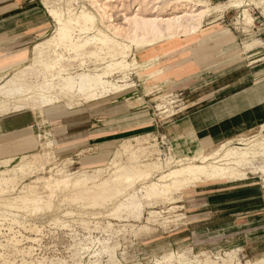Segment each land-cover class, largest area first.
Instances as JSON below:
<instances>
[{"label": "rangeland", "instance_id": "rangeland-1", "mask_svg": "<svg viewBox=\"0 0 264 264\" xmlns=\"http://www.w3.org/2000/svg\"><path fill=\"white\" fill-rule=\"evenodd\" d=\"M258 1L235 0L233 2L237 6L242 5L240 14H237L238 16L233 21L234 27L243 30L244 33H248L249 29L253 27V22L264 21V7L256 4ZM40 2L50 15L52 24L48 32L36 43L42 42L46 44V41L56 33L58 23L51 15L52 12L57 15L60 14L65 19L73 16V14H79L81 10L90 11L96 15L98 20L97 25L92 30L84 33L78 31L77 27L67 29L69 33H73L77 37L75 41L79 45H82L88 37L96 34L98 29L104 30L105 34L100 38H88V44L82 45L80 48L59 46V48L57 47V52L55 51L54 53L47 50L42 62H34V55L31 51L26 63L1 78L0 84L14 77L13 75L21 74L25 78L26 86L33 87L38 81L40 82L53 74H55V77L57 74L58 76H66L67 73L62 70L64 68L61 66L67 64L66 67L70 74H75L78 71L89 73L103 72V75L109 81V90L100 93L76 91L72 93L75 97L69 94L67 96L65 94L63 97L58 95L44 107L36 105L38 107L21 109L33 111L39 116V119H37L39 123L37 122L36 125L38 127L35 131L37 134L41 132L39 139H42L41 141H45L46 143L36 150L35 153L9 164L0 165V180L6 179L5 181H0V264H194L193 261L196 259V256H205L203 258L207 262L205 264H213L214 260L223 261V264H264V255L251 258L246 256L243 250L232 246L199 248L190 241L182 242L175 236L184 222L183 213L187 209L185 204L186 199L190 198L197 186L218 181L246 180L247 182V179L248 181L251 180L264 184V127L249 132L239 139L232 141V143L194 145L192 148H187L184 151L168 143L165 139L161 141L160 136L149 135L145 138L146 141H144L145 145L143 149H133V146H131L129 150L127 148V150L123 149L118 152L116 148L105 162L89 165L85 164L82 161L83 159L80 160L69 155H55L51 150L52 143L49 142L51 138L49 133L50 118L51 113L55 111L59 113L71 112L90 101L102 98L106 94L114 92L123 94L133 86V88L140 89V92L143 94L146 92L145 94L149 96L148 98L152 99L148 104L151 112L157 114V118L159 117L164 121L170 119L177 112L184 110L183 107L191 101V94L188 90L180 89L165 92L157 87H146V91L144 92V90H141L144 88L143 83H139L140 85L137 87L138 80H141L146 72L141 71L142 66H140V62L134 54L137 51L141 52L150 44H132L121 38H114L113 34L106 30L96 10L88 0H40ZM110 3L111 5H118L111 10V13L114 22L120 23L122 21V13L126 12L124 5L127 2L125 0H118V2ZM222 6L212 8L208 14L202 17L201 22L206 21L212 12H217L219 8H223ZM69 9L73 11L69 13ZM172 11L174 10L161 9L152 12L148 7L141 12V15L149 18L154 16L168 18L181 14L179 11ZM84 36L86 37L83 39ZM175 38H178V36L163 38L155 43ZM112 39H116L121 43L119 47H113L110 51L107 47ZM258 39V36L251 37L249 40H243L241 45L245 49L263 46L264 43ZM108 51L110 53L106 54ZM57 53L60 55L58 61L55 58V54ZM123 55L126 58L121 63ZM51 62H56L57 66H52L51 70L47 69L49 67H44L45 63ZM94 94H97V97ZM13 97L7 95L2 100L9 103L14 100ZM40 128L43 132L39 131ZM132 143L135 145L134 142ZM233 147H238L237 149L244 147L255 149L256 153L255 155H247V158L237 164V172L230 178L211 182H190L192 184L189 182H178L176 184L166 176V179L161 178L162 181H158V178L161 175H165V172H170L172 169L181 167L190 158L210 155L215 151L222 153L226 149H233ZM117 152L120 154L118 157ZM122 152H125L126 156ZM128 152L129 156L131 155L130 157H128ZM136 153L137 155L140 153V155L137 157ZM38 154L40 157L42 156V159ZM113 157H117L118 159L121 157L122 159L120 158L121 161L119 160L118 164L115 162L118 159L115 158L114 160ZM111 160H114L120 169L127 167L128 170L124 169L129 173L130 178L127 177L128 174L124 169H122V171H125L124 173L121 170L118 173L117 170L119 168ZM164 160L169 163L165 162L166 164H164ZM22 161H25L29 168L31 167L27 172L19 173L11 171ZM152 162L153 165L160 163V167L155 165L157 167L151 169L152 171L149 170V174H147L146 167L151 166ZM110 164L111 166L109 167ZM136 166L138 170L134 169ZM103 168H107L105 172ZM95 169H101V175L100 170ZM114 169L117 173L114 172ZM130 170L132 172L137 171L130 174ZM75 172L98 175L97 179L95 178L96 180L84 182L86 188L85 185L81 187L83 182L78 183L77 186L79 187L77 188L75 184H73L75 187L73 185L69 187L70 183L68 184L69 186L67 185L69 188L65 187L64 181L68 182L65 179L62 180V178H65L64 175ZM120 173H122V179L118 177ZM113 174H117L118 179ZM59 178L63 181L59 182H61V185L64 183L62 185H65L64 187L58 184L57 179ZM46 179L54 181L53 185L46 186L47 188L45 187V189L44 187L41 188L39 186L40 182ZM113 180H116L117 186ZM55 182H57L56 187L60 185L59 188H55ZM107 182H109L108 185ZM169 182L172 183L169 184ZM31 183H34L33 186ZM98 183L104 189L106 188V191L103 190L102 186H98ZM94 184H97L98 187H94ZM112 184L115 186L113 187ZM153 184L155 186L152 191ZM26 185L29 187H26ZM111 187L114 188L113 193L107 191L108 188L112 189ZM35 188L38 189L36 190ZM81 188L83 192L92 190V193L94 192L93 196L89 194V197L87 193H84L86 199L89 198V200H86L85 196L82 195L83 199L80 195ZM52 189L54 191H50ZM156 189L160 190L158 191L159 194H157ZM161 189H164V191ZM101 190L107 196L111 193L109 199L103 194V200L101 199ZM69 193L71 194L69 195ZM96 194H98L99 198ZM72 196H76L75 199L77 197L81 198L75 200L71 198ZM93 197L98 199L96 200ZM105 197L107 198L104 200ZM95 200L97 201L96 203L100 204H95ZM99 200L100 202H98ZM241 254L245 255L246 258L241 257ZM215 257L221 259L216 260Z\"/></svg>", "mask_w": 264, "mask_h": 264}, {"label": "crops", "instance_id": "crops-1", "mask_svg": "<svg viewBox=\"0 0 264 264\" xmlns=\"http://www.w3.org/2000/svg\"><path fill=\"white\" fill-rule=\"evenodd\" d=\"M207 1L224 6L196 31L134 54L146 72L137 87L143 83L144 92L146 87L188 90L191 101L184 110L163 121L151 112L152 99L140 89L131 86L123 94H106L71 112L51 113L53 153L89 165L105 162L120 142L137 136H160L184 151L232 142L264 127V44L252 49L241 45L257 36L264 43V21L253 22L244 33L233 26L242 5L233 4L235 0ZM51 24L40 0H0V80L26 63ZM37 119L30 110L0 113L1 166L46 143L35 131ZM237 181L197 186L186 199L178 240L199 248L232 246L251 258L264 255V184Z\"/></svg>", "mask_w": 264, "mask_h": 264}, {"label": "bare ground", "instance_id": "bare-ground-1", "mask_svg": "<svg viewBox=\"0 0 264 264\" xmlns=\"http://www.w3.org/2000/svg\"><path fill=\"white\" fill-rule=\"evenodd\" d=\"M88 1L91 3L93 8L96 10L97 15L99 16V18L103 22L106 30H108L111 34H113L114 38H121L122 40L129 42V43H132V44H147L148 43L150 45L161 40V39H163V38H169V37H174L177 35H187V34L193 33L194 31H196V29L201 24V20H202V17L204 15L208 14V12L212 8L221 6V3L218 5H211L207 0H125V2H127V4L124 5V10L126 12L122 13V16H121L122 21L120 23H115L113 15L111 13V10L113 8H116L118 5L117 6H115L114 4L111 5L110 2L114 3V2H118V0H110V2H109V0H88ZM256 4H259V6L262 5L264 7V0H259L258 2H256ZM262 6H260V7H262ZM148 7H149V9L152 10V12H156V10H161V9H163V10L172 9V10H174L172 12H178L179 11V12H181V14L175 15L173 17H168V18H163V17L160 18L158 16H154L152 18L143 17L141 15V12L146 10ZM72 11H73L72 9L68 10L69 13H71ZM51 15L56 19V21L58 23V28L56 30V33L54 35H52L50 37V39H48L46 41V44L40 42V43H37L34 45V47L32 49L34 59H35L34 62H42L44 59V54L47 53V50H50L51 52L54 53L59 48V46H65L66 48L71 47V48H75V49L80 48V47H82V45L85 46L86 44H88V42H87L88 38H91V39L97 38V37L100 38L105 34L104 30L98 29L96 34H94L91 37H88L82 45H79L75 41V39L77 37L75 35H73V33H69L67 31V29H69V28L71 29L72 27H77L78 31L84 32V33L87 32L88 30H92L97 25L98 20H97L96 15H94L90 11H86V10H81L79 14H77V15L73 14V16H69L67 19L63 18L60 14L57 15L54 12H52ZM85 37L86 36H84L83 39ZM120 43H121L120 41H118L116 39H112L110 44H108L107 48L110 49V51H111V49H113V47H119ZM110 51H108L106 54H109ZM59 56L60 55L58 53L55 54V58L57 61L59 60ZM125 58H126V56L123 55L122 60L120 62L122 63V61H125ZM57 64H59V63H57ZM54 65H56V62L45 63L44 67H46V68L49 67L47 69L51 70L50 68ZM66 65L67 64H65L64 66L63 65L61 66L64 68L62 70H64V72L67 73L66 76L65 75L64 76H58V74L56 73L57 74L56 77H55V74H53L48 78H44L40 82L38 81V83H36V85L34 84L33 87H31L29 85L26 86L25 78L21 74L16 75V76L13 75L14 77L10 78L9 80H7L3 84H0V113L8 112L11 110H18V109H22V108H33V107H38V106L44 107L45 105H48L53 99H55L56 96L60 95L63 97V95H65V94H66V96H67V94H69L70 96H74V95H72V93H74L76 91L77 92H88V93H100V92H104L106 90H109V85H108L109 81L103 75L104 74L103 72L100 73L101 72L100 71V72H96V73H89L86 71H84V72L78 71L75 74H70V73H68V69H67ZM7 95L14 96L13 97L14 100L12 102H9V103L5 100H4L5 102L1 101V99ZM69 95H68V97H69ZM96 95H95V97H97ZM36 105H38V106H36ZM69 105L70 104H68V106ZM73 106H75V105H73ZM69 107H71V105ZM147 136L148 135H142V136L133 137V139L124 140V141L120 142V145L117 147L116 151L118 150V152H119V151H122L123 149L127 150V148L129 150V148H131V146H133V149H140V148L143 149L144 145H145L144 141H146L145 138ZM147 140H148V138H147ZM263 141H264V138H263ZM132 142H134L135 145H133ZM130 144H132V145H130ZM147 146H152V145H147ZM237 148L233 147V149H226L222 153H218V151H215L213 154H210V155L207 154V155H203L201 157L196 156V157H193L192 159L190 158L189 161L187 163L183 164L181 167L172 169L170 172H165V175H163V176L161 175L160 178H158V181H162L161 178L166 179V176H167V178H170V180L173 181V183L175 182L176 184L178 182H189V183L192 182L193 183V182H200V181H217V180H222L224 178H230L231 176L236 174L237 164L241 163L243 161V159L247 158V155H255V153H256L255 149H247L245 147L241 148V149H237ZM118 152H117V157H118V155H120V154H118ZM125 152H122V154H124ZM129 152H128V157L131 156V155L129 156ZM148 152H150V151H148ZM141 153H142V151H141ZM136 155H137V153H136ZM139 155H140V153H139ZM139 155H137V157ZM39 157H40V155H39ZM117 157H115V158H117ZM115 158H114V160H115ZM120 158L121 157H119V159L117 158L118 160L115 162L118 163ZM134 158H135V156H134ZM41 159H40V161H41ZM130 159H132V158H130ZM47 160H49V159H47ZM114 160H111V162L116 164L114 162ZM165 160H164V164L169 163V162H166ZM169 160L171 161L170 157H169ZM158 162H160V161H158ZM38 164H40V163H38ZM148 164H149V162H148ZM159 164L153 165V162H152L151 166L146 167V173L149 174V170L156 168L157 166H159ZM130 165L132 166V164H130ZM143 165H145V164H143ZM155 165H157V166H155ZM110 166H111V164L109 165V167ZM116 166H117V164H116ZM117 167L119 168V166H117ZM30 168L25 163V161H22L19 165L14 167L11 171H14V172L17 171L19 173H24V172H27L28 169H30ZM113 168H114V166H113ZM124 168L127 169V167H124ZM124 168H122V169H124ZM103 169L105 172V170L107 168H103ZM122 169L119 168L117 170V172L121 170V172L124 173L126 171V169H124L125 171H122ZM134 169H137V166H136V168L134 167ZM34 170H36V169H34ZM95 170H98V171L100 170V175H101V169H95ZM3 171H5V170H3ZM136 171H133V172L131 171L130 174L136 173ZM142 171H144V170H142ZM151 171H150V173H151ZM5 172H7V171H5ZM114 172H116V170ZM91 173H93V172H91ZM126 173H127V171H126ZM121 174L122 173L118 174L120 176H118L117 174L116 175L121 178L122 177ZM127 174H128V176L126 174H125V176L130 178L129 173H127ZM97 175L98 174L95 175V174H90V173H85V172L84 173H79V172L76 173L75 172V173H71L69 175L68 174L64 175L65 178H62V180L65 179L68 182V183H66L64 181V183L66 185V186L64 185L65 187H67V185L70 183V186L68 185L69 187H72V185L75 184L76 188H77V187H79V186H77L78 183L80 184L81 182L84 183L85 181L87 182V181H91V180H96ZM113 175L118 179V177L115 174H113ZM114 176H113V178H114ZM125 176H123V177H125ZM47 177H50V176H47ZM110 179L112 180V178H110ZM121 179H119V180H121ZM5 180L6 179L3 178L0 181H5ZM57 180H58L57 181L58 184L63 182L60 178ZM116 180H113V181L115 182ZM41 181H42V179H41ZM55 181H56V179H55ZM59 181H61V182H59ZM53 182L54 181H52L50 179H46L45 181L40 182L39 186L41 188L44 187V189H45L46 186H52ZM57 182L54 183L55 188H59V186L61 185L60 184L58 187H56ZM110 182H112V181H110ZM83 183L81 184V187H82V185H85V183L84 184ZM99 183H98V186L101 187L102 185H99ZM105 183H106V181H105ZM156 183H158V182H156ZM170 183H172V182H169V184ZM192 183H190V184H192ZM33 184H32V186H33ZM37 184H38V181H37ZM102 184H104V183L102 182ZM108 184H109V182H107V185ZM162 184H163V182H162ZM164 184H166V183H164ZM107 185L105 184V186H107ZM64 186H62V187H64ZM95 186L98 187L97 184L96 185L94 184V187ZM112 186L114 187L115 185L112 184ZM116 186H117V183H116ZM152 186L153 187L151 188V190L153 191V188L155 185L153 184ZM26 187H29V186L26 185ZM69 187H67V188H69ZM73 187H75V186L73 185ZM23 188H24V186H23ZM23 188H21V189H23ZM30 188H28V189H30ZM85 188H86V185H85ZM87 188H88V185H87ZM102 188H103V186H102ZM35 189L37 190L38 188H35ZM113 189L114 188H112V189L108 188L107 191H111L113 193L114 192ZM81 190L82 191L80 192L81 193L80 195L83 199H84L83 196H85L84 193H87V195L89 197H90L89 194H91L93 196L94 192L92 193V190L89 191L91 193L83 192L82 188H81ZM88 190H90V189H88ZM88 190H86V191H88ZM103 190L106 191V188L105 189L103 188ZM161 190L164 191V189H161ZM22 191H24V190H22ZM50 191H54V190L52 189ZM158 191H160V190H157V194H159ZM32 192H33V190H32ZM101 192H102V190H101ZM103 192L101 193V197L103 195L107 196ZM147 192H148V190H147ZM24 193H26V192H24ZM30 193H31V191H30ZM73 193L75 195L74 191H73ZM154 193L156 194L155 190H154ZM70 194L71 193H69V195ZM98 194H96V196ZM110 194L107 196L108 199L110 197ZM148 194H151V193H148ZM92 196H91V199H92ZM99 196H100V194H99ZM99 196H97V197L99 198ZM68 197H70V196H68ZM75 197L72 196L71 198L75 199ZM81 197H77V199H75V200H79L78 198H81ZM103 197L101 198L102 200H103ZM107 197H105L104 200ZM29 199H32V198H29ZM85 199H86V196H85ZM94 199H96V198H94ZM86 200H89V198ZM86 200H84V201H86ZM96 200H95V204L99 205L100 203H96L97 202ZM100 200L98 202H100ZM71 201H73V200H71ZM30 202H31V200H30ZM93 204H94V202H93Z\"/></svg>", "mask_w": 264, "mask_h": 264}, {"label": "built area", "instance_id": "built-area-1", "mask_svg": "<svg viewBox=\"0 0 264 264\" xmlns=\"http://www.w3.org/2000/svg\"><path fill=\"white\" fill-rule=\"evenodd\" d=\"M160 139L162 141L163 138H160ZM204 257L205 256H196V259L193 261V263L194 264H205V263H207V262L204 261V259H203ZM241 257L246 258V256L243 255V254H241ZM215 259L218 260V259H221V258L215 257ZM213 264H223V261H215L214 260Z\"/></svg>", "mask_w": 264, "mask_h": 264}]
</instances>
